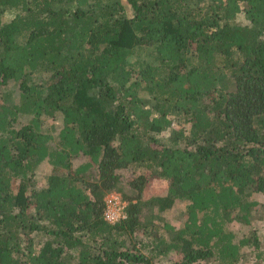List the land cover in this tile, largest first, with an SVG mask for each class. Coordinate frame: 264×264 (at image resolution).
I'll list each match as a JSON object with an SVG mask.
<instances>
[{
  "label": "trees",
  "instance_id": "1",
  "mask_svg": "<svg viewBox=\"0 0 264 264\" xmlns=\"http://www.w3.org/2000/svg\"><path fill=\"white\" fill-rule=\"evenodd\" d=\"M141 47L155 62H130ZM0 72L21 86L0 104V264H264V236L229 229L264 209V0H0ZM153 179L165 196L144 197Z\"/></svg>",
  "mask_w": 264,
  "mask_h": 264
},
{
  "label": "rangeland",
  "instance_id": "2",
  "mask_svg": "<svg viewBox=\"0 0 264 264\" xmlns=\"http://www.w3.org/2000/svg\"><path fill=\"white\" fill-rule=\"evenodd\" d=\"M128 14L131 15V10L127 7ZM14 12L8 10L5 11L2 15V21L4 23H8L13 17ZM236 21L241 24L245 25L246 21L243 19L242 16L237 17ZM142 61L144 63L155 62L154 56L151 53V49L147 47H141L135 49L133 57H130V62ZM46 77L45 73H33L27 77V80L30 83H36L43 80ZM0 104L5 103L6 106H12L18 104L19 94L21 93V86L20 82H14L7 73L0 72ZM147 97L146 94H143ZM6 99V100H3ZM32 116H19L16 121L13 123L14 129H19L24 125L28 124ZM44 126L52 132L53 135H56L60 127L62 126V119L60 114H55L53 117L50 116H42L40 118ZM169 136V132L164 133L161 135L163 138H167ZM88 160L87 157H79L73 159V165L78 166L81 163H84ZM50 166L47 163L42 164L36 173V182L41 186L45 183L46 176L50 173ZM117 176L120 180V187L122 188V192L126 194H130L132 191L128 185L129 181L132 180L135 176L141 174L134 169L128 168L117 171ZM93 178L96 176L95 170L90 171L86 177ZM168 191V185L165 181L160 179H153L151 180L144 190V197H163L166 195ZM253 198L257 200L259 203L264 202L263 195H254ZM106 200L110 201V208L108 210V217L110 219L111 216H116L118 214L123 213V205L125 203L122 201L120 193H112L106 197ZM187 203L182 201H177L174 203L171 209L166 210L160 213V217H162L163 222L169 223L173 227L178 228L184 218L185 214V207ZM152 216V212L148 213ZM254 221L249 226L240 225L238 223H232L229 226L230 231L235 235L236 239L239 240L243 237L249 236L252 232L258 231L261 236H264V209L262 207L259 208L254 214ZM264 247V244H263ZM252 257L247 253L245 250L242 251V261L241 264H253L251 262ZM166 264V262L164 263Z\"/></svg>",
  "mask_w": 264,
  "mask_h": 264
},
{
  "label": "built area",
  "instance_id": "3",
  "mask_svg": "<svg viewBox=\"0 0 264 264\" xmlns=\"http://www.w3.org/2000/svg\"><path fill=\"white\" fill-rule=\"evenodd\" d=\"M106 204H107V209H109L110 208V201H108V200H106ZM122 208H125V206L123 205V207ZM124 210V209H123ZM108 210L106 211V219L109 221V222H116V221H118L119 219H121L124 215H123V213L122 214H118V215H116V216H111V218L112 219H110L109 217H108Z\"/></svg>",
  "mask_w": 264,
  "mask_h": 264
}]
</instances>
